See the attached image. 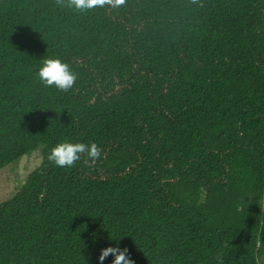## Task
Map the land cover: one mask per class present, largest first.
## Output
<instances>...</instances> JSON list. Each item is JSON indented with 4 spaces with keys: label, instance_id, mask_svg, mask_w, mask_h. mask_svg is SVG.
I'll return each instance as SVG.
<instances>
[{
    "label": "trees",
    "instance_id": "1",
    "mask_svg": "<svg viewBox=\"0 0 264 264\" xmlns=\"http://www.w3.org/2000/svg\"><path fill=\"white\" fill-rule=\"evenodd\" d=\"M62 3L0 0V168L41 156L0 203V264H264V0ZM63 139L101 154L57 167Z\"/></svg>",
    "mask_w": 264,
    "mask_h": 264
},
{
    "label": "clouds",
    "instance_id": "2",
    "mask_svg": "<svg viewBox=\"0 0 264 264\" xmlns=\"http://www.w3.org/2000/svg\"><path fill=\"white\" fill-rule=\"evenodd\" d=\"M122 3L123 0H63L62 6L83 12L105 5L116 8ZM35 77L42 86L52 87L61 92L70 89L76 78L69 65L56 56L44 57L35 70ZM100 154V147L94 141L86 143L63 139L48 150L47 159L57 167L69 168L80 160L82 155L89 160H95ZM109 255L112 257L110 264H133L127 248H121L118 245L101 248L96 257L98 264H103Z\"/></svg>",
    "mask_w": 264,
    "mask_h": 264
},
{
    "label": "rangeland",
    "instance_id": "3",
    "mask_svg": "<svg viewBox=\"0 0 264 264\" xmlns=\"http://www.w3.org/2000/svg\"><path fill=\"white\" fill-rule=\"evenodd\" d=\"M40 161V151L36 149L0 168V203L20 189L28 174L39 166Z\"/></svg>",
    "mask_w": 264,
    "mask_h": 264
}]
</instances>
